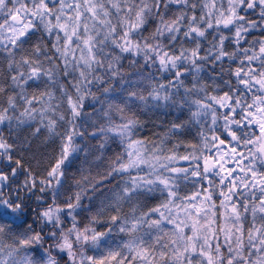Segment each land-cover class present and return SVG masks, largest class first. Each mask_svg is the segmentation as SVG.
<instances>
[{"label": "snow or ice", "instance_id": "obj_1", "mask_svg": "<svg viewBox=\"0 0 264 264\" xmlns=\"http://www.w3.org/2000/svg\"><path fill=\"white\" fill-rule=\"evenodd\" d=\"M0 264H264V0H0Z\"/></svg>", "mask_w": 264, "mask_h": 264}, {"label": "trees", "instance_id": "obj_2", "mask_svg": "<svg viewBox=\"0 0 264 264\" xmlns=\"http://www.w3.org/2000/svg\"><path fill=\"white\" fill-rule=\"evenodd\" d=\"M256 34V33H254ZM125 63H127V61H125ZM168 111L167 109H164V110H161V115H160V120H159V123L161 125H163V123H166V121L164 120V117L162 115L163 112H166ZM169 119H171V117H169ZM153 121L156 122V118L153 117ZM209 123H210V120H209ZM163 128L162 127H152V125L150 124L149 127L147 129H145L144 131V134L145 135H151V132H156V131H162ZM198 127H192L191 129V132L186 136V137H182V139H185L186 141H192V142H195V137H196V134L198 132ZM184 149L182 148L181 149V152H183ZM181 164H184L183 161H181ZM206 184V182H205Z\"/></svg>", "mask_w": 264, "mask_h": 264}]
</instances>
